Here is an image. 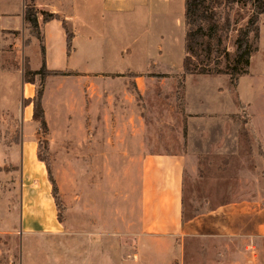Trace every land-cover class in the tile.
<instances>
[{"label": "rangeland", "instance_id": "374dc122", "mask_svg": "<svg viewBox=\"0 0 264 264\" xmlns=\"http://www.w3.org/2000/svg\"><path fill=\"white\" fill-rule=\"evenodd\" d=\"M85 2L88 11L79 7L82 23L71 57L73 49L61 54L62 44L55 41L48 64L28 28L23 38L20 31L0 30L20 40L15 50L11 44L9 53L0 51V264H264V75L256 76L264 14L259 36H251L252 73L240 76L230 95L223 78L191 76L186 83L181 9L174 23L166 15L170 3L153 11L147 5L129 8L115 18L111 7L102 10L101 0ZM250 14V5L230 10L225 44L231 53ZM160 16L167 19L165 26L154 24ZM66 27L74 32L70 23ZM123 47L122 61L115 50ZM155 51L159 58L147 60ZM41 69L47 72L41 99L46 129L28 100L40 85L39 74L34 83L24 79V71ZM108 69L110 78L103 73ZM186 86L188 92L222 86V109L209 117L188 114ZM128 119L134 127L136 119L142 123L148 149L187 155L182 227L176 234L141 231L136 159L121 157L115 143L112 157L94 155L89 133L118 135ZM25 134L35 140L45 167L44 185L34 180L30 186V200L40 203L38 209L30 206L32 216L21 209L20 162L9 151ZM104 145L99 143L101 151ZM45 184L57 209L56 227L44 200ZM24 219L35 226L24 230Z\"/></svg>", "mask_w": 264, "mask_h": 264}, {"label": "crops", "instance_id": "0c3cea01", "mask_svg": "<svg viewBox=\"0 0 264 264\" xmlns=\"http://www.w3.org/2000/svg\"><path fill=\"white\" fill-rule=\"evenodd\" d=\"M28 0H0V30L20 31L23 38V31H31V28L24 19V8L25 3ZM104 7L103 11H108L111 7L115 12L114 17H119L120 13L124 10L131 8L135 10L136 7L141 5H147L149 10L153 11L159 9L161 4L169 5L172 12L166 14L172 16L177 20L178 14L181 9V15L183 18L184 12V0L178 2V0H101ZM8 6H4L5 4ZM34 6L38 11L37 18L39 28L41 27L40 38L44 46L45 60L49 64V59L54 48L55 41H59L62 44L60 48L61 54H66V32L62 25L64 20L66 23H70L73 27L74 34L72 38V53L68 56L71 57L77 51V38L79 36L78 27H81V19L79 18V7L85 6L88 11V4L83 0H34ZM39 11H46L49 13L57 14L59 18H54L48 21H41L42 15ZM90 16V15H89ZM162 16V15H161ZM156 17L154 24L161 23L164 25V21L167 20L165 17ZM165 16V15H164ZM148 19L153 23L154 18L151 14L148 15ZM134 22L136 21L133 18ZM87 23V22H85ZM175 26V25H174ZM159 26L155 25L157 29ZM90 39V36H88ZM19 38H15L10 33L0 34V51H7L9 46L13 50L17 47ZM7 43V45H5ZM158 44V42H156ZM155 43V45H157ZM88 49L90 44H86ZM75 48V49H74ZM87 49V50H88ZM123 48L115 50V55L120 60H125V54ZM155 54L156 56H154ZM161 54L158 51L150 52L147 56V60L157 59ZM262 65L260 66L256 76L264 75V47H263ZM154 56V57H152ZM252 58L249 66V73H252ZM111 69V68H110ZM102 70V69H101ZM111 70H103L104 77H112ZM197 76L202 80L208 78H223L227 81L226 90L231 95L236 89L238 84L232 87L229 83V77L227 75L217 74H188L186 76V83L189 77ZM135 81L137 84V91L143 94L144 87L140 85L139 76L135 75ZM126 90V89H125ZM127 93V92H126ZM224 99V88L222 86L207 88H196L195 92L187 91V86L184 91V103L185 109L188 114L201 115V116H213L219 112L223 107ZM215 101V102H214ZM215 107V108H213ZM138 117V116H137ZM110 121V120H109ZM105 122H108L105 119ZM140 123V122H139ZM133 120L128 119L127 122L122 123L121 133L118 135L114 134H97L89 133L88 140L93 143V152L95 157L101 155L105 158L112 157V147L115 143V147L118 148L120 156L123 158H134L136 159V174H137V188H138V203L141 207V231L148 235H172L179 232L182 227V205H183V180L186 167L187 155L184 153H171V152H159L152 151L144 145L145 138L142 133V123L138 124L136 119L135 127L133 126ZM139 125V126H138ZM34 139H31L26 134L21 138L18 146L11 144L9 151L16 157L20 162V192L22 194V211L27 212L32 216L30 206L33 205L36 209L39 207V201L35 199L30 200V186L32 181L40 182L44 185L43 175L45 173V167L42 161L37 159V146L34 143ZM103 141L105 145L101 151L99 143ZM131 143L132 146L129 144ZM117 145V146H116ZM31 181V182H30ZM40 187V185H37ZM45 203L51 210V226L56 227L59 224L57 220V209L53 201L52 195L48 187L45 184ZM50 195V196H49ZM40 224L44 222L43 214ZM34 216V215H33ZM24 230H31L35 223H32L24 219ZM56 221V223H55ZM93 246L97 243L93 239Z\"/></svg>", "mask_w": 264, "mask_h": 264}, {"label": "trees", "instance_id": "16d2710c", "mask_svg": "<svg viewBox=\"0 0 264 264\" xmlns=\"http://www.w3.org/2000/svg\"><path fill=\"white\" fill-rule=\"evenodd\" d=\"M33 2L34 0H28L25 3L24 19L34 35L39 38L41 52L44 54V46L38 31L40 29L37 18L38 11ZM235 4L250 5L251 14L246 24L237 30L234 40L235 51L231 53L225 40L231 27L230 10ZM221 8L223 12L220 11ZM39 12L44 21L59 18L57 14L46 11ZM263 14L264 0H184L183 17L186 30L184 34L185 55L182 61L183 73L227 75L230 85L235 87L238 78L249 71L254 51L251 36H259L258 22ZM62 25L66 32V48L69 52L72 49L73 33L68 30L64 20ZM28 74H31L32 77H27ZM34 74H39L40 85L35 89V95L28 100L33 103V117L39 122L41 128L46 129L41 99L43 80L47 72L44 69L34 72L26 70L24 71L25 82L34 83ZM39 160L43 161L40 157ZM52 195L56 197V187L53 182Z\"/></svg>", "mask_w": 264, "mask_h": 264}]
</instances>
